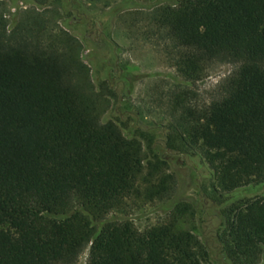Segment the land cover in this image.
<instances>
[{
  "label": "trees",
  "instance_id": "16d2710c",
  "mask_svg": "<svg viewBox=\"0 0 264 264\" xmlns=\"http://www.w3.org/2000/svg\"><path fill=\"white\" fill-rule=\"evenodd\" d=\"M154 19L187 82L212 61L239 64L210 103L178 97L166 147L198 154L215 191L264 185V0H178ZM64 44L44 30L33 42L0 34V264H78L86 249V264H214L206 244L180 227L195 213L190 203L144 229L116 216L133 199L171 194L172 175L101 121ZM218 239L227 264L263 260L264 197L231 207Z\"/></svg>",
  "mask_w": 264,
  "mask_h": 264
},
{
  "label": "rangeland",
  "instance_id": "374dc122",
  "mask_svg": "<svg viewBox=\"0 0 264 264\" xmlns=\"http://www.w3.org/2000/svg\"><path fill=\"white\" fill-rule=\"evenodd\" d=\"M177 1L0 0V34L10 42H33L42 30L60 36L73 76L101 121H113L138 140L147 159L166 162L171 194L151 202L133 199L116 216L144 229L165 221L177 203H190L195 213L185 215L180 227L191 229L206 244L214 264H227L218 239L225 217L231 207L264 197V185L215 191L213 174L198 154L166 147L169 125L181 112L174 109L178 97L193 107L210 103L239 66L212 61L202 79L189 82L178 73V49L154 19L160 8ZM87 256L88 249L78 264H86Z\"/></svg>",
  "mask_w": 264,
  "mask_h": 264
}]
</instances>
